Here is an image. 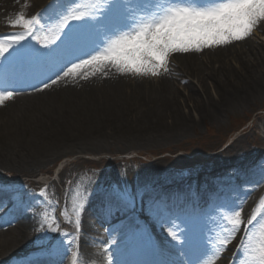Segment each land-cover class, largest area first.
<instances>
[{
  "label": "rangeland",
  "instance_id": "obj_1",
  "mask_svg": "<svg viewBox=\"0 0 264 264\" xmlns=\"http://www.w3.org/2000/svg\"><path fill=\"white\" fill-rule=\"evenodd\" d=\"M26 2L27 0H24V5ZM176 2L189 3V0H176ZM100 3L101 0H76L75 4L69 6L65 0H44L37 7L28 5L32 11L24 17L26 20H33L38 14L45 13L47 10L36 25L42 30L35 32L36 37L43 41L45 35L51 37L56 26V22L49 21V17L54 14L50 8L51 5L57 8L68 7L70 14H83L88 17ZM202 3L205 2L198 4ZM262 25L264 22H261L257 28ZM29 31H34V28H13L9 27V24L3 25L0 27V44L8 47L12 42L5 39L6 37L25 35ZM248 37L255 47L261 48L260 56L249 60L257 68L260 60L264 59V33L261 30L256 31L255 28ZM28 41L41 47V44L32 37H27L21 43ZM172 60L171 54L167 60L166 70L161 68L160 74L155 77L126 75L130 82L157 81L160 76L164 79L165 73L176 70L171 63ZM228 65H230L229 71L243 75L244 69L241 64L231 62ZM109 66L111 65H88L67 77L74 85L87 81L88 84L94 85L92 88L98 90L101 95L104 93L103 90L108 88V80L111 77ZM215 67H218V64ZM261 67L264 70V64ZM204 79V86L202 81L197 79L188 80L191 89L179 77L170 80L171 91L175 95L179 94L180 109L187 117H190L189 124L176 128L169 125L156 127V123L159 122L158 112L155 108L152 109L151 105L148 106V103L141 104L142 108L138 110L141 113L138 111L129 113L127 118L131 123L125 125L123 130L118 132L111 129L112 131H107L101 138L86 140L89 144L82 145L77 141L73 144L72 142L70 147L64 148L61 153L41 157L39 163L29 162L25 160L26 158L16 162L8 156L0 157V186L6 183L20 184L35 194L45 209L40 211L34 207L31 208L41 214L42 221L45 223L46 234L43 241H48L50 244L58 242V246L71 241V247L78 243L77 236L81 230L82 221L95 222L92 212L86 208L89 205L91 192L104 190L112 193L125 191L135 194L137 197L135 209L123 211L126 213L124 218L131 220L133 215H136L140 216L141 220L136 221L137 225L130 222L125 239V246H127L125 250L128 246L144 242L153 258L154 253L158 251L160 255L166 254L163 253V249L171 243L176 245V247L172 246V253L181 261L183 251L187 247L184 246L182 239L177 244L169 236V232L180 222L175 221L172 227H169L167 222L172 217L170 211L164 212L166 218L152 221L153 215L148 214L147 210L143 212V205L147 201L146 195L149 192H155L157 188L167 191L174 188L176 184L179 189L184 188L189 195L193 196L199 189L195 185L204 182V186L212 185L218 188L219 197L216 199L223 202L222 206L216 207L213 204L216 200L211 203L208 197L197 193L194 196L197 200L195 204L202 203L200 210L191 207V211H188L189 205L186 208L178 207L177 209L182 211L183 216H180L188 222L198 239L202 241V245L197 249L205 251L210 264H222L223 251L227 252L230 246L234 247L237 244L241 247L242 238L245 236H247V240L244 241L245 247H258L261 242H264V197L255 201L244 195L237 196V188L234 186L240 184L241 187L244 186L256 192L264 187V91L222 106L219 113L207 115L205 111L203 112L208 108L206 105L204 109V103L209 98L210 103L214 104L219 99L221 90L213 84V81L205 76ZM24 93L17 91L12 100H26L41 94L36 90L28 94ZM203 93H206L208 97L201 96ZM190 96H199V99L190 101L188 100ZM194 105H200L203 110L194 108ZM214 106L217 105L214 104ZM112 117L115 118L113 114H109L106 117L101 116V119L109 121L113 119ZM15 144L16 142L10 141L7 145ZM12 150L13 147L7 150L8 155H11ZM229 197L232 200H229ZM183 205L186 206L187 203ZM172 207L176 206L171 205L170 208ZM241 209V219L244 222L241 225V231L231 233L229 221L234 218V210ZM78 219L79 231L76 230ZM249 220H252L251 224H248ZM148 222L151 224H147ZM92 223L94 227L92 226L90 230V246L84 264H92L93 256L99 247V237L112 240L115 236V234H109L106 228ZM245 228L250 231L245 232ZM52 229L56 231L53 232ZM186 230L184 225H181L179 232L175 234ZM64 234L67 236L65 237ZM72 235L76 237L73 239ZM230 235L233 237L231 243L226 249L220 248V241ZM47 248L48 245L38 243L33 245V249L29 252L33 254L34 259H38L42 257L39 251L45 249L47 252ZM111 250L110 248L105 253L101 264H111L113 259H111V253L108 254L112 252ZM63 254H68V257L72 255L70 264H77L78 254L73 248L65 252L64 248L58 247L48 254L44 253V257H57ZM243 259L244 251L241 248L231 264H241Z\"/></svg>",
  "mask_w": 264,
  "mask_h": 264
},
{
  "label": "bare ground",
  "instance_id": "obj_2",
  "mask_svg": "<svg viewBox=\"0 0 264 264\" xmlns=\"http://www.w3.org/2000/svg\"><path fill=\"white\" fill-rule=\"evenodd\" d=\"M43 1L27 0L24 5V0L18 2L0 0V27L10 24L19 16H28L32 11L28 5L37 7ZM218 1L221 2V0H212V3H218ZM259 30L264 33V25L260 28L256 27V31ZM260 50L261 48L255 47L247 37L226 45L205 48L199 52L173 53L171 63L176 70L165 73V78L161 79L160 76L157 81L130 82L126 74L119 73L116 67L111 65L109 66L111 77L108 80V88L103 90L104 95H100L98 90L92 88L94 85L88 84L87 81L74 85L68 77H63L56 84H50L48 88L39 91L41 93L39 96L26 100L4 101L0 104V157L8 156L16 162L26 158L25 160L29 162L39 163L41 157L61 153L64 148L70 147L72 142L73 144L75 141L82 145L89 144L86 140L101 138L111 129L118 132L123 130L125 125L131 123L127 118L128 114L140 110L141 104L148 103V106L151 105L152 109L155 108L158 112L159 125L156 123V127L169 125L176 128L189 124L190 117L184 114L178 104L179 94L175 95L171 91L170 80L176 77H179L190 89L192 87L188 80L191 81V78L202 81L203 86L204 76L213 81V84L221 90L219 99L214 103L217 106L210 103L211 100L207 98L206 103L203 102L204 109L208 106L207 109L203 110L200 105H194V108L205 111L207 115L219 113L222 106L264 91V70L261 67L264 59L260 60L257 68L253 66L252 61H249L251 58L259 57ZM231 62L241 64L244 69L243 75L229 71L228 64ZM217 64L218 67H215ZM33 83L39 84V81ZM16 90H27L24 94L34 92V88L28 83L16 84ZM201 96L208 97L206 93ZM198 97L190 96L191 99L188 98V100L197 101ZM109 114H113L115 118L112 117L113 119L109 121L101 119V116L106 117ZM10 141L16 144L7 145ZM10 147H13V150L11 155H8L7 150H10ZM203 184L205 183L195 185L199 189L193 196L189 195L184 188L179 189L176 184L174 188L167 191L157 188L155 192L152 191L146 195L147 201L143 205V212L148 206L154 209L157 205L178 206L182 203L196 202L194 196L197 193L214 199L218 194V188ZM234 187L241 193L253 196L255 200L263 197V192L254 195L240 184ZM111 196L112 192L109 191L91 192L87 210L94 213V206L98 207L100 204L109 202ZM30 206L41 211L45 210L39 198L22 185L6 183L0 186V264H70L72 259L70 254L69 257L68 254L44 257V253L48 254L58 247L64 248L65 252L73 248L78 254L77 264H84L90 246V230L94 224L90 221H82L81 230L77 236L78 243L73 244L70 249L67 243H61L59 246L58 242L50 244L48 241H43L46 234L45 223L39 213L30 210ZM112 213L109 216H103L97 222L104 224L109 234H115V236L112 240L99 237V247L93 256L92 264H101L105 253L110 248L112 252L108 254L111 253V259H113L111 264H157L158 261L151 259L144 242L128 246L130 249L125 250L128 226L133 222L137 225L138 218L133 217L128 220L124 218L126 213L123 211ZM158 213L160 214V211L157 210L152 214ZM75 237L72 235L73 239ZM38 243L48 245V248L47 252L45 249L40 250L39 255L42 257L34 259L29 251ZM170 249L172 245L168 243L163 251L170 253L168 252ZM238 250H241L239 244L230 246L227 252L223 251L222 264H231L238 255ZM170 256L169 260L176 259L174 254ZM186 263L210 264L204 253H190Z\"/></svg>",
  "mask_w": 264,
  "mask_h": 264
},
{
  "label": "snow or ice",
  "instance_id": "obj_3",
  "mask_svg": "<svg viewBox=\"0 0 264 264\" xmlns=\"http://www.w3.org/2000/svg\"><path fill=\"white\" fill-rule=\"evenodd\" d=\"M65 2L70 6L76 0ZM50 8L54 14L49 21L56 22V26L51 37L45 35L43 41L36 37L35 32L42 30L36 25L47 10L33 20L19 16L9 24L13 28L32 27L34 31L6 37L12 42L8 47L0 44V104L13 98L18 83H28L34 90L42 91L92 64L113 65L121 74L155 77L161 68L166 70L171 54L199 52L243 40L264 22V0H221L204 4L195 0L189 3L176 0H101L88 17L70 14L68 7L51 5ZM27 37H32L41 47L31 41L21 43ZM35 81L39 84L33 83ZM136 199L135 194L114 191L109 206L115 212H127L135 209ZM147 212H152L151 206ZM241 212L242 209L234 210V218L229 221L231 233L241 231L244 223ZM175 221L180 223L169 232L172 241L179 244L182 239L190 250L202 245L193 228L180 215L170 217L167 222L170 228ZM251 223L249 220L248 224ZM181 225L187 230L175 234ZM76 230H80L79 219ZM248 231L250 229L245 228V232ZM232 238L230 235L221 240L220 248L226 249ZM246 240L247 236L241 242L244 251L241 264H264V242L258 247L247 248ZM71 244L67 241L69 249Z\"/></svg>",
  "mask_w": 264,
  "mask_h": 264
}]
</instances>
